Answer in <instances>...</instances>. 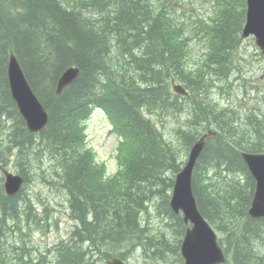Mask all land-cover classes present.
<instances>
[{"label": "trees", "instance_id": "obj_1", "mask_svg": "<svg viewBox=\"0 0 264 264\" xmlns=\"http://www.w3.org/2000/svg\"><path fill=\"white\" fill-rule=\"evenodd\" d=\"M94 1L0 0V161L8 163L13 151L27 180L33 163L44 162V157L64 168L61 192L65 193L71 217L78 222L70 238L57 245L56 252L48 251L44 258L33 257L30 230L22 226L26 221L15 231L18 236L12 244L15 232L8 225L12 223L18 229V197H7L0 185V264H102L105 258L114 256L125 259L140 245L155 247L154 255L165 261L178 256L181 260L179 246H174L167 231L147 223L152 216L147 208L154 205L162 221L168 215L175 216L169 193L185 163L184 155L180 158V149L163 141L144 113L155 114L170 104L165 91L171 78L189 85L197 96L205 87L224 86L229 81L233 87L248 83L242 76L240 80L232 77L233 71L241 68L242 57L237 52L242 44L246 0H205L210 5L209 17L198 19L183 14L184 0ZM81 2L87 9L81 8ZM104 11L110 13L113 23L100 22L96 17ZM111 36L119 56L115 67L108 58L112 46L106 55L96 52L98 46L106 48ZM195 42L200 43V55L203 53L197 71L189 67L196 57ZM134 47L141 49L138 59H133L137 53ZM9 51L19 56L32 87L48 109L49 124L39 136L27 131L10 98L6 79ZM70 66L79 67L81 72L57 96L56 82ZM245 90L250 97V91ZM257 90L260 100L255 112L242 116V124L249 126L247 134L238 128L241 118L237 112L221 110L217 105H208L203 112L195 110L203 116L206 127L207 123L215 124L219 129V136L207 143L199 158L193 189L203 214L226 233L229 264H264V219L247 216L254 181L240 154L242 149L264 152V88ZM92 106L108 111L121 140L118 159L122 168L113 177L105 178L103 168L93 163V154L84 144L82 124ZM11 110L15 126L5 140L2 116ZM188 139L189 150L195 140ZM243 139L247 143L243 144ZM22 201L24 215L40 227L47 225L48 215L39 218L33 214L30 201ZM183 228L182 223L175 224V236ZM113 243L119 249L112 248ZM6 249L12 252L14 261H10ZM170 253L176 254L166 259Z\"/></svg>", "mask_w": 264, "mask_h": 264}, {"label": "water", "instance_id": "obj_2", "mask_svg": "<svg viewBox=\"0 0 264 264\" xmlns=\"http://www.w3.org/2000/svg\"><path fill=\"white\" fill-rule=\"evenodd\" d=\"M248 22L245 27L244 36L255 33L259 43L264 47V0H249ZM259 22L255 24V20ZM10 76L14 95L28 120L31 130L42 129L46 123V115L39 107L33 111L28 102L26 93L22 90L20 74L15 59L11 58ZM78 76V70L70 69L62 81L61 88L74 81ZM60 92V91H59ZM201 147H196L190 157L188 166L178 175L174 188L171 206L175 212L182 210L185 215V222H191L193 229L188 230L182 247V255L186 260L185 264H214L215 259L220 261L221 251L216 244V237L208 223L203 218L192 192V172ZM251 174L257 181V191L250 210L253 217L264 216V155H244ZM108 264H122L118 260H112Z\"/></svg>", "mask_w": 264, "mask_h": 264}, {"label": "rangeland", "instance_id": "obj_3", "mask_svg": "<svg viewBox=\"0 0 264 264\" xmlns=\"http://www.w3.org/2000/svg\"><path fill=\"white\" fill-rule=\"evenodd\" d=\"M185 4L190 3V0H185ZM201 6V7H200ZM210 5L206 2H201L196 4V7L194 9H185V11L183 12V14H185L186 16H188L189 18L191 17V15H193V18L198 19L200 17H209L210 14ZM174 11V9H173ZM173 14H175L173 12ZM191 19V18H190ZM128 31V30H127ZM124 32V31H123ZM253 44V43H252ZM110 43H107L106 48L102 49V46H98L97 49V53L105 52L104 55H106V50L107 48L109 49ZM244 50L247 52L248 54V58L251 57L250 62L247 63V67H245V72L247 74H257L258 70L260 68H263L264 66V58H262L263 63L258 62L257 61V55H254L256 53H258L257 48L255 46V44L252 46L251 44H248L245 46ZM113 51V52H112ZM112 51L110 50L111 56L113 57L115 52H116V48H113ZM44 57V56H43ZM248 91H254V88H249ZM237 95H240V93L237 92ZM238 103L236 100L233 99H222V103H219L220 107H224L225 109H227V111L229 110H233V106ZM259 103V102H257ZM242 112L241 116L246 115V113L248 114H252L254 113V111H243L241 109L240 113ZM167 128H166V133L169 136L170 140H174V136H173V129L174 127L171 129V125L174 124L173 120H167L164 123ZM245 126H248L247 123H244ZM88 137H89V144L91 146H93L95 148V150L98 153L99 159L101 161H104L107 163L109 171H114L117 167V160H116V154H115V149L117 146V140L115 138L114 135L109 133V122L108 120L103 117L102 115H100L99 113H95L93 115V117L89 120L88 122ZM35 190L33 191L34 193H37L38 195H43V197H46L49 195V188H47L46 186L42 185L40 183L39 180H37L35 182ZM59 200L61 201V198H59ZM148 209V213L151 214L152 211H154V222L153 221H149L148 224H150V226H154L155 228H159L160 226V222L159 220L155 219V210H157L154 205H149ZM48 217V218H47ZM46 218V223H44V225H42L41 227L39 225H37L38 227H40L41 229H43L44 231H49L51 229H53L52 231H50L49 235L47 236H42L40 234H34V239L32 240V242L30 243L29 247L32 249V252L34 254V256L37 257H41L43 254H46L47 248L56 244L57 242H59L62 239L67 238L71 231L74 229L75 224L72 223V221L70 220L69 216L66 214H59L60 217V225H59V229H55V222L58 220L55 214H49ZM45 219V218H42ZM145 219V218H144ZM147 221V219H145ZM23 224V221L21 222ZM29 222H25V224H23L24 227L27 228V226H29ZM168 226V228H170L173 233L175 232V224H173L172 226L169 225H165ZM10 234V233H7ZM17 234V232L15 233ZM35 244V245H34ZM111 247H116L117 249H119V246H117L116 243H113V245H111ZM111 247L105 248V249H109ZM8 252L10 253L9 249ZM141 253H138L137 255L133 254L131 256V260L134 264H136L138 261V256ZM144 264V262H143Z\"/></svg>", "mask_w": 264, "mask_h": 264}, {"label": "bare ground", "instance_id": "obj_4", "mask_svg": "<svg viewBox=\"0 0 264 264\" xmlns=\"http://www.w3.org/2000/svg\"><path fill=\"white\" fill-rule=\"evenodd\" d=\"M95 1H96V0H95ZM95 1H94V2H95ZM184 1H185V0H184ZM212 1H214V0H212ZM185 2H186V1H185ZM185 2H184L183 5H185ZM204 2H205V1H204ZM206 3H207V2H206ZM238 5H239V4H238ZM148 6H149V5H148ZM150 6H151V5H150ZM153 6H154V5H153ZM154 7H155V6H154ZM200 7H201V6H200ZM238 7H239V6H238ZM96 8H98V7H96ZM185 9H187V7H185ZM190 9H192V8H190ZM150 10H151V9H150ZM107 11H108V10H107ZM153 11H155V10H153ZM169 11H170V14L173 13V9H172V8H171V9L169 8ZM232 12H233V11H232ZM236 12H237V11H236ZM96 13H97V12H96ZM153 13H155V12H153ZM238 13H239V12H238ZM97 14H98V13H97ZM230 14H231V13H230ZM85 15L87 16L86 13H85ZM95 15H96V14H95ZM174 15H175V14H174ZM231 16H232V15H231ZM96 17H97L98 19H100V22H101V20H103V21H105V22H109L108 20H110V22L113 23L112 20H111V18H110L111 15H110V13H108V12H105V11H104L101 15H99V14L96 15ZM91 18H92V17H91ZM109 18H110V19H109ZM236 19H237V18H236ZM87 21L89 22L90 20H87ZM235 21H236V20H235ZM235 21H234V22H235ZM254 22H255V24H257V23L259 22V20L256 19ZM194 23H195V22H194ZM238 23H239V21H238ZM97 24H99V22H98ZM97 24H96V25H97ZM137 24H140V23L138 22ZM199 25H200V24H199ZM121 26H122V25H121ZM210 26H211V25H210ZM213 26H214V24H213ZM141 27H142V26H141ZM202 27H203V26H202ZM202 27H201V28H202ZM99 28H100V26H99ZM95 29H97V28H95ZM122 29H123V28H122ZM122 29H121V30H122ZM207 30L210 31V29H208V28H207ZM97 31H98V30H97ZM197 31H198V30H197ZM145 32H147V31H145ZM244 32H245V30H244ZM210 33H211V32H210ZM207 34H208V33H207ZM242 34H243V30H242L241 35H242ZM147 35H148V34H147ZM208 36H209V34H208ZM191 37H192V35H191ZM206 37H207V35H206ZM149 38H150V37H149ZM153 38H154V37H153ZM201 38H202V37H201ZM203 38H204V37H203ZM203 38H202V40H203ZM210 38H211V37H210ZM210 38H209V39H210ZM214 38H215V37H214ZM150 39H151V38H150ZM216 39H217V38H216ZM218 39H219V38H218ZM148 40H149V39H148ZM151 40H152V39H151ZM151 40H150V41H151ZM191 40H192V39H191ZM198 40H199V39H198ZM200 40H201V39H200ZM200 40H199V41H200ZM206 40H207V39H206ZM211 40H212V39H211ZM199 41H198V42H199ZM218 41H219V40H218ZM189 42H190V41H189ZM206 42H207V41H206ZM240 42H241V41H240ZM109 43H110V46H112V49L117 47L116 45H115V47H114V45H113V43H114V37H112V36H111L110 39H109ZM207 43H208V42H207ZM141 44H142V43H141ZM199 44H200V43H199ZM139 45H140V44H139ZM139 45H138V46H139ZM143 45H144V42H143ZM202 45H203V44H202ZM110 46H109V47H110ZM138 46H137V47H138ZM135 47H136V46H135ZM135 47H134V48H135ZM141 47H142V46H141ZM143 47H144V46H143ZM97 48H98V47H97ZM147 48H148V47H147ZM155 48H156V47H155ZM206 48H207V47H206ZM208 48H209V47H208ZM112 49H111V51H112ZM135 49H136V48H135ZM137 49H138V48H137ZM142 49H143V48H142ZM153 49H154V48H153ZM139 50H140V51H137V54H138V55H139V53L141 52V49H139ZM145 50H146V49H145ZM151 51H152V50H151ZM112 52H113V51H112ZM117 52H118V51H117ZM147 52H148V51H147ZM207 52H208V51H207ZM141 53H142V52H141ZM144 53L146 54V52H144ZM202 54H203V53H202ZM150 56H151V54H150ZM152 56H153V54H152ZM153 57H154V56H153ZM108 58H109V59L112 58L111 53L109 54V57H108ZM75 67H77V66H75ZM77 68L79 69V67H77ZM79 70H80V69H79ZM193 71H194V70H193ZM157 72H158V71H157ZM207 72H208V71H207ZM160 74H161V73H160ZM160 74H159V75H160ZM193 74H194V73H193ZM155 75H157V73H156ZM157 77H158V76H157ZM160 77H161V76H160ZM162 78H163V77H162ZM234 81L236 82L235 79H234ZM236 87L238 88L239 85L236 84V85H235V88H236ZM6 95H7V94H6ZM47 96H48V95H47ZM182 106H183L184 108H189L188 105H182ZM214 106H216V105H214ZM205 109H206V108H205ZM210 109H211V108H210ZM220 109H221V110H223V109H224V110H227V109H225L224 107H220ZM198 111L203 112V110H198ZM211 111H212V110H211ZM199 114H200V112H199ZM186 117L189 118L187 115H186ZM243 160L246 161L245 157H243ZM188 163H189V159H188V158H185V163H184V164H185V165H188ZM167 225L172 226L173 223H171V222L169 221V222H167ZM75 226H76V224H75ZM74 228H75V227H74ZM73 230H74V229H73Z\"/></svg>", "mask_w": 264, "mask_h": 264}]
</instances>
